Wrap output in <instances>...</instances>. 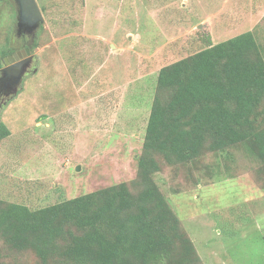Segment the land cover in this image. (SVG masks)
I'll list each match as a JSON object with an SVG mask.
<instances>
[{
	"label": "rangeland",
	"instance_id": "rangeland-1",
	"mask_svg": "<svg viewBox=\"0 0 264 264\" xmlns=\"http://www.w3.org/2000/svg\"><path fill=\"white\" fill-rule=\"evenodd\" d=\"M37 2L44 22L32 32L16 1L0 0V69L26 39L35 60L0 107L11 130L0 199L32 209L136 178L163 66L246 31L264 47V0ZM201 160L155 174L201 261L264 264L262 160L243 144ZM1 254L0 264L27 263Z\"/></svg>",
	"mask_w": 264,
	"mask_h": 264
},
{
	"label": "trees",
	"instance_id": "trees-1",
	"mask_svg": "<svg viewBox=\"0 0 264 264\" xmlns=\"http://www.w3.org/2000/svg\"><path fill=\"white\" fill-rule=\"evenodd\" d=\"M145 131L131 182L37 209L0 199V256L6 248L28 256L22 264H204L155 174L201 168L208 153L243 144L264 176V47L255 33L163 66ZM10 134L2 121L0 140Z\"/></svg>",
	"mask_w": 264,
	"mask_h": 264
},
{
	"label": "water",
	"instance_id": "water-1",
	"mask_svg": "<svg viewBox=\"0 0 264 264\" xmlns=\"http://www.w3.org/2000/svg\"><path fill=\"white\" fill-rule=\"evenodd\" d=\"M18 7V21L20 27L29 26L32 32H36L41 23L44 22V14L37 0H15ZM26 56L19 60L22 54L10 55L5 59L6 66L1 69L0 80L9 83L10 92L18 94L28 66L33 59L30 48L26 49ZM27 54H31L27 56ZM2 119L0 118V123ZM80 168V167H78Z\"/></svg>",
	"mask_w": 264,
	"mask_h": 264
},
{
	"label": "flooded vegetation",
	"instance_id": "flooded-vegetation-1",
	"mask_svg": "<svg viewBox=\"0 0 264 264\" xmlns=\"http://www.w3.org/2000/svg\"><path fill=\"white\" fill-rule=\"evenodd\" d=\"M27 48H30L31 54H32V43L28 39L24 40L22 42V44L17 49H15L11 54H7V56H5V57H8L10 55H14L16 53L17 54H22L23 56L22 57L21 56L19 57V60H20V59H22V58H24L26 56L25 53H26V49ZM31 54H27V56H29ZM34 63H35V60L33 58L32 61L29 64V66H28L27 72H29L33 68ZM6 65L7 64L5 62V65L4 66H6ZM1 76H2V73H1V69H0V78H1ZM11 96H13V94L10 92L9 83L6 82V81L0 80V107H2L3 104L6 103V101H8L11 98Z\"/></svg>",
	"mask_w": 264,
	"mask_h": 264
}]
</instances>
